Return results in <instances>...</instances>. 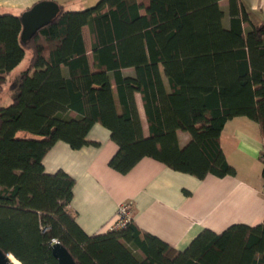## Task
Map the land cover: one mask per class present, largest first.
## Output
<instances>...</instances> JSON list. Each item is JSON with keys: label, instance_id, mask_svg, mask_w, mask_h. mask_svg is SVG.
<instances>
[{"label": "trees", "instance_id": "obj_1", "mask_svg": "<svg viewBox=\"0 0 264 264\" xmlns=\"http://www.w3.org/2000/svg\"><path fill=\"white\" fill-rule=\"evenodd\" d=\"M59 5L26 42L25 11L0 12V102L6 85L12 97L0 106V248L21 264H58L55 240L78 264H264V221L205 229L183 251L132 219L90 235L70 207L75 179L47 173L43 163L59 140L73 149L97 145L88 133L100 123L118 144L109 166L119 173L149 157L200 179L235 175L221 145L227 121L246 116L264 138V20L246 30L242 0ZM27 52V68L13 76ZM180 131L191 135L185 146Z\"/></svg>", "mask_w": 264, "mask_h": 264}, {"label": "crops", "instance_id": "obj_2", "mask_svg": "<svg viewBox=\"0 0 264 264\" xmlns=\"http://www.w3.org/2000/svg\"><path fill=\"white\" fill-rule=\"evenodd\" d=\"M40 1L43 0H0V12L19 13ZM59 3L70 7L68 0ZM242 3L250 17L246 30L251 23L263 22L264 0H242ZM223 6L227 8V1ZM85 29L89 31L88 26L84 32ZM89 35L91 45L90 31ZM136 101L144 133L148 135L140 93L136 94ZM88 138L98 144L73 149L65 141H57L43 163L47 173L64 170L75 179L70 207L77 213L78 224L90 235L112 230L119 206L124 202L131 204V217L138 227L181 251L205 229L219 233L236 223L254 226L264 221V138L260 125L246 116L228 120L222 130L223 151L236 168L235 175L225 177L210 174L200 179L149 157L122 174L109 166L119 149L110 129L96 123ZM190 139L189 132H179L181 146Z\"/></svg>", "mask_w": 264, "mask_h": 264}, {"label": "water", "instance_id": "obj_3", "mask_svg": "<svg viewBox=\"0 0 264 264\" xmlns=\"http://www.w3.org/2000/svg\"><path fill=\"white\" fill-rule=\"evenodd\" d=\"M60 10L61 8L57 1L43 0L25 11L22 14V40L26 42L32 38L39 29L52 22L59 15ZM52 250L53 255L58 260V264H78L70 251L60 242L55 243ZM11 256L13 255L6 254L0 248V264H15L11 260Z\"/></svg>", "mask_w": 264, "mask_h": 264}, {"label": "rangeland", "instance_id": "obj_4", "mask_svg": "<svg viewBox=\"0 0 264 264\" xmlns=\"http://www.w3.org/2000/svg\"><path fill=\"white\" fill-rule=\"evenodd\" d=\"M98 1L99 0H68V2L70 3L69 9L71 8V9L78 10V9L88 8V7L95 5ZM84 35L86 37L85 39H86V44H87L90 60L91 62H93V55H92V50H91V45H90V35L87 29H85ZM30 58H31V53L27 52L22 62L13 71L12 73L13 76H15L16 74H18L19 72L27 68ZM1 95H2V101L0 102V106H6L12 102V97L10 95L9 88L7 85L2 90ZM21 134L28 135V133L26 132H21Z\"/></svg>", "mask_w": 264, "mask_h": 264}, {"label": "built area", "instance_id": "obj_5", "mask_svg": "<svg viewBox=\"0 0 264 264\" xmlns=\"http://www.w3.org/2000/svg\"><path fill=\"white\" fill-rule=\"evenodd\" d=\"M131 219V204L127 202L120 204L113 229H120L125 227L131 221ZM57 242L58 241L55 240L54 244Z\"/></svg>", "mask_w": 264, "mask_h": 264}, {"label": "bare ground", "instance_id": "obj_6", "mask_svg": "<svg viewBox=\"0 0 264 264\" xmlns=\"http://www.w3.org/2000/svg\"><path fill=\"white\" fill-rule=\"evenodd\" d=\"M11 260L15 263V264H21L15 257L11 256Z\"/></svg>", "mask_w": 264, "mask_h": 264}]
</instances>
